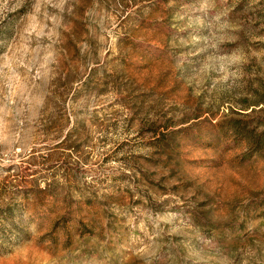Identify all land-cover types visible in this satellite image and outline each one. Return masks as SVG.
<instances>
[{
    "label": "rangeland",
    "instance_id": "rangeland-1",
    "mask_svg": "<svg viewBox=\"0 0 264 264\" xmlns=\"http://www.w3.org/2000/svg\"><path fill=\"white\" fill-rule=\"evenodd\" d=\"M0 264H264V0H0Z\"/></svg>",
    "mask_w": 264,
    "mask_h": 264
}]
</instances>
